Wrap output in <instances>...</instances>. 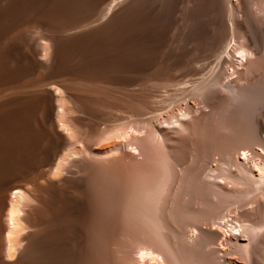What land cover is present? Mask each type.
Instances as JSON below:
<instances>
[{
    "label": "bare ground",
    "instance_id": "6f19581e",
    "mask_svg": "<svg viewBox=\"0 0 264 264\" xmlns=\"http://www.w3.org/2000/svg\"><path fill=\"white\" fill-rule=\"evenodd\" d=\"M248 4L238 27L230 0H0V264H179L190 253L171 241L175 224L193 229L214 204L216 226L223 196L224 211L264 197V154L253 151L264 150V87L252 81L258 70L244 80L233 60L239 28L263 50ZM232 113L255 129L227 146L235 125H218L225 134L213 142L195 136L204 119ZM250 151L259 178L237 159ZM190 179L203 199L221 197L207 215L171 209ZM225 182L249 191L232 203ZM252 220L230 246L264 264V220Z\"/></svg>",
    "mask_w": 264,
    "mask_h": 264
},
{
    "label": "rangeland",
    "instance_id": "374dc122",
    "mask_svg": "<svg viewBox=\"0 0 264 264\" xmlns=\"http://www.w3.org/2000/svg\"><path fill=\"white\" fill-rule=\"evenodd\" d=\"M248 2H249V4H248ZM253 4H252V3ZM230 3L233 5V7H234V9H235V12L237 13L236 14V16H235V19L238 21V27H241L242 25H240L241 24V20H243V17H242V12H243V9H244V4L246 3V4H248V7H249V9H251V11H252V13H253V20H252V22H253V30H257V31H254L257 35H258V38H259V40L261 41V43H264V21H263V18H264V0H230ZM242 3V4H241ZM256 4V5H255ZM257 4H258V7H257ZM258 9V10H257ZM262 11H261V10ZM260 11V12H259ZM239 13V14H238ZM257 28V29H256ZM241 28H239L238 30H237V34H236V40L240 43V47H241V50H239V52H238V54H234V58H233V60H234V63L236 64V68H235V70L237 69L238 71H240L241 72V74L243 73L244 74V76H243V74H242V77H243V79L245 80V78L248 76V71H246L247 69L249 70V72L251 71V69H252V71H256V70H258V73H257V75L258 76H261V77H256L255 79H259V80H261L260 82H259V80L258 81H256L255 79L254 80H252L253 81V83H254V81H255V84H257V86H262V87H264V44H262L263 45V50H262V54L260 53V54H257V52H256V48H254V47H252V46H250L249 45V42H248V39H247V34L245 33V31L244 30H242ZM239 31H241V33L239 32ZM244 32V33H243ZM239 34H241V35H239ZM242 48H243V50H242ZM243 51V52H242ZM241 52V53H240ZM236 57V58H235ZM244 57H247L250 61V63H248V65H246V67L244 66V64H246V61L244 60ZM212 60L214 61V59H211L210 61L212 62ZM213 65V64H212ZM233 73V71L231 70L230 72H229V74H232ZM246 73V74H245ZM234 78H235V76H232L231 78H230V80L232 79V80H234ZM243 83H245V82H243ZM242 83V84H243ZM254 84V85H255ZM260 84V85H259ZM262 87H260V88H262ZM259 88V87H258ZM259 88V89H260ZM264 88H262L261 89V91H260V93L259 92H257L258 94H256V95H258L259 96V94L261 95L262 94V100L260 99V101H261V103H260V101H259V99L257 98L256 99V95L254 94V96H253V101H255L254 102V104L255 103H258V101H259V105H257V104H255V106H256V110H257V113H259V112H263L264 111V109H262V108H264L263 107V105H264V99H263V97H264V90H263ZM256 96V97H255ZM260 97V96H259ZM262 104V105H261ZM261 105V107H259ZM258 107V108H257ZM259 111V112H258ZM256 112H255V114H257ZM261 113H259L260 115H261ZM259 114H257V116H256V120L258 119V121H263L262 119H264V114L262 113V115L260 116ZM215 115V116H214ZM214 115H212V116H209L208 118H206V119H204L202 122H201V125L202 124H204V125H202V126H200L199 125V127L201 128H197L196 129V131L198 130V131H200V133H198V131H197V135L195 134V136L196 137H202V135L204 136L205 134V136L206 137H208L207 139H208V142L210 141H212L213 142V139L214 138H218V137H220L221 135H222V133H224L225 134V132L222 130V129H218L219 128V126H220V128L221 127H223L225 124H227V126L229 127V129L231 128V127H233V125H235L236 127V130H235V128H234V131H235V133L236 134H234L233 132L234 131H229V133H226L225 135H224V137H222V138H225L224 140H227L226 139V137L228 138V141L227 142H225V145L227 146V145H231V144H233V138L232 137H234L235 138V136L236 135H238V133H240L241 131H242V129H244L245 130V132L244 131H242L240 134H239V136H241V135H243L244 133L246 134V133H249V132H251V129L252 130H254L255 129V125H252V124H255V121L253 122V120H251L253 123H249V122H251L250 120H248L249 118H247L246 116H244V114H242V113H232V114H228V116H230V118L227 116H223V115H221L220 117H217V115L216 114H214ZM232 115H234V116H232ZM242 115V116H241ZM216 117V118H215ZM222 117H226V118H222ZM240 117V118H239ZM260 117H263V118H260ZM222 118V120L221 121H219L220 119ZM243 120H242V119ZM218 120L217 122H216V120ZM223 119H225V120H223ZM247 119V120H246ZM260 119V120H259ZM222 121H224V122H222ZM207 123L206 125H205V123ZM218 122H220L221 124H218ZM243 122V123H242ZM215 123H217L216 125H215ZM223 124V126H221ZM219 125V126H218ZM227 126H226V128H227ZM250 126H252V127H250ZM217 127V128H216ZM248 127H250L249 129H248ZM216 129L218 130V131H216ZM238 129V130H237ZM194 130V129H193ZM202 130V131H201ZM203 130H204V132H203ZM207 130V133H205V131ZM233 130V129H232ZM240 130V132H236V131H239ZM250 130V131H249ZM217 135V136H216ZM230 135V136H229ZM235 135V136H234ZM204 136V137H205ZM239 136H236V137H239ZM211 137V138H210ZM261 137L263 138V140H264V133H262L261 134ZM232 138V139H231ZM199 140V139H198ZM197 140V141H198ZM231 142H230V141ZM200 142H201V140H200ZM254 152L256 151L257 153H256V155L257 154H260V155H262V154H264V150L261 148V147H255L254 148V150H253ZM259 152V153H258ZM244 154V152H242L241 154H239V155H237V159L240 161V162H242V163H244L245 165H246V167L248 168V169H250V170H252V172L253 173H255L254 175L255 176H257L258 178L259 177H261L262 176V174H260V171H259V167L257 168V166H255L254 167V165L255 164H260L261 165V163H262V160L260 159V158H256V160L257 161H259V163L258 162H256V160H254V161H252L251 159H253V157H254V155L253 154H255V153H253V152H247L246 153V155H243ZM262 156H264V155H262ZM218 159V158H217ZM216 160V159H215ZM214 160H212V162L209 164L208 163V166L209 167H213V168H218L219 167V163H214L213 162ZM261 161V162H260ZM201 166V165H200ZM259 166V165H258ZM197 168V167H196ZM236 176H237V174H235ZM261 175V176H260ZM191 181L193 180V182H192V190L191 189H189L188 188V191H187V193L185 194V191H186V188H181L182 190V192L180 193V196L178 197V200H176V202H174L173 200L170 202V203H172V204H174V206L173 205H171V204H169L168 203V205H171L172 206V211H174V210H178V207H179V209L182 207V208H185V212H187V213H192V210H193V213L194 212H200V211H198V210H201V211H203L202 209H206L205 207L206 206H210L209 205V203L211 204V201L212 200H215V198H216V201L217 200H219V199H217V197H219L218 195H217V197H215V198H213V199H211V201L209 200L210 198H208V197H210V196H204L205 198H207V200L204 198L203 199V196H202V190H204L203 188V186H200V182L199 181H197V180H195V179H190ZM189 180V181H190ZM190 181V182H191ZM190 182H189V184H190ZM233 183V185H231ZM235 182H231L230 183V186L228 187V185H229V182L227 183V182H225V184H222L224 187V189L222 188V191L224 190L226 193H228V192H233V195H235L236 193V195H237V197H236V195L235 196H233V197H235L232 201L230 200V199H228L229 201H231L232 203H235V199H239V194L238 193H240V194H246V192H248V191H246L248 188H249V186L247 187V186H244V187H246V189L242 186V185H235V184H237V183H235ZM202 185V184H201ZM235 185V186H234ZM182 186H184V184H182ZM242 186V187H241ZM233 187V188H232ZM185 189V190H184ZM240 191V192H238V191ZM177 191H178V189H177ZM237 191V192H236ZM244 191H246V192H244ZM178 192H180V191H178ZM178 192H177V194H178ZM192 192V193H191ZM230 193V194H231ZM222 194V193H221ZM259 194V195H258ZM225 195V194H224ZM254 195V194H253ZM252 195V196H253ZM256 196L258 195L259 196V198H260V200L258 199V196L256 197V199L258 200L257 202H254L255 200H253L254 199V196L252 197H250V199H252L251 201L249 200V202H248V200H247V207H244L245 206V204H246V201L245 202H240V204L238 203H236L235 205H231V203H230V206L229 207H232L230 210H228V208H227V210L225 209V211H224V207L226 206H228L229 204L227 203L228 201H227V198H230L229 197V195H225V196H227V198L225 199L226 201H224L225 203H227L225 206H224V202H222L224 199H223V197L218 201V203L220 202V206L222 205V207H220V208H222V210L224 211V213H223V211L219 208V206H218V204H216V206H217V212L216 213H222V214H224L225 215V219L226 220H224V221H216L215 223H216V226H213L211 223V216L214 214V212H212L213 211V209H214V204H211L212 206V208L210 207V208H208V210L210 211V213H211V215H209V218H208V216H206V219H201L203 216V214H206V212H202V217H200V215H198L197 216V218L198 217H200V219H201V221L200 222H198V226H197V222H196V220H195V227H198V228H195V227H193V229L191 228V230H190V228H188L187 230L185 229V227H184V225H182L181 226V224L179 223H177L178 225H180V228H179V226H178V228L176 227L177 226V224H175V227H174V229L176 230L177 229V234L175 233V230H173V232L172 233H170V239H171V241H177L176 239L178 238V241L177 242H174V243H176L175 245H178V247L177 246H175V247H177V252H181L183 249H181L182 247H181V245H183L184 247V250L187 252H185L186 254H191V256H192V258H191V256H190V254L189 255H186V258H188V259H186L184 256L185 255H181V258H185V262L186 263H189V264H194L195 263V260H200V261H198V264H213V263H215V264H231V262H232V264H246V262L244 261V259H245V257L241 260V257H239L240 255H241V253H239L238 251H234L235 249H234V247L232 246H230L231 244H230V241H229V238H230V240H232V236H233V234L234 235H238L239 234V231H238V229H239V227H243V225H244V222L247 224V225H244L245 227H247V226H250L251 224L248 222V220H252V218L250 219V215H251V217H252V215L255 213V215L256 216H254L253 217V219L254 218H258L260 215H262V213H264V197H263V195H261L260 193H256L255 194ZM261 195V196H260ZM221 196V195H220ZM231 196V195H230ZM262 197H263V199H262ZM189 199V200H188ZM191 199V200H190ZM223 199V200H222ZM204 200L205 201H207V202H205L204 203ZM191 201V202H190ZM210 201V202H209ZM215 201V202H216ZM260 201H262L261 202V204H260ZM178 202V203H177ZM187 202V203H186ZM200 202V203H199ZM203 202V204L202 205H199V204H201ZM209 202V203H208ZM215 202H212V203H215ZM256 203V204H254V203ZM206 203L208 204V205H206ZM221 203H223V204H221ZM242 203H244L243 205H242ZM250 203V204H249ZM251 203H253V204H251ZM176 204H178V206L176 205ZM185 204V205H184ZM205 204V205H204ZM262 206V204H263V206H262V210H261V212H260V209H261V206ZM188 207H187V206ZM191 208H190V207ZM193 206V207H192ZM203 206V208H200V207H202ZM216 206H215V208H216ZM235 206V207H234ZM175 207V208H174ZM187 207V208H186ZM225 207V208H226ZM243 207V208H242ZM257 207H259V209L257 208ZM167 208H169L168 206H167ZM174 208V209H173ZM181 208V209H182ZM200 208V209H199ZM188 209V210H187ZM191 209V210H190ZM195 209V210H194ZM212 211H211V210ZM208 210H206V211H208ZM255 210L257 211V212H255ZM259 210V211H258ZM190 211V212H189ZM209 211H208V214H209ZM219 211V212H218ZM180 213H182V211L180 210L179 211ZM195 213L194 215H196V214H198V213ZM258 212H259V214L260 215H258ZM187 213H186V215H187ZM192 213V214H193ZM213 213V214H212ZM226 213V214H225ZM250 214V215H249ZM178 215H181V216H178V217H184V215H185V213L183 214H178ZM185 215V216H186ZM193 215V220H194V216ZM207 215V214H206ZM223 215V216H224ZM229 215V216H228ZM264 215V214H263ZM227 216H228V218H227ZM191 216H189L188 217V215H187V218H186V220H185V222L187 221V223H190L191 224V222H192V224H193V222L194 221H192V219L190 218ZM179 218V219H180ZM196 218V217H195ZM254 219V220H252V222L251 223H254L255 224V221L257 222V220H258V222H259V220L261 219V221L262 220H264V218H263V216L262 217H260V218H258V219ZM263 218V219H262ZM190 219H191V222H190ZM181 220H184V218H182V219H180L179 221L181 222ZM203 220V221H202ZM205 220V221H204ZM208 221V223H207V221ZM210 220V221H209ZM260 221V222H261ZM210 222V223H209ZM248 222V223H247ZM186 223V224H187ZM201 223H203V224H201ZM220 223V224H219ZM238 223V224H237ZM182 224H184V223H182ZM241 224H242V226H241ZM250 224V225H249ZM218 226H220L221 228H222V230H220L219 228H218ZM237 228L235 231H233L232 230V228ZM187 228V227H186ZM182 229H184V230H182ZM198 230V232H195V230ZM200 229V230H199ZM203 230V231H202ZM186 231H189V232H186ZM191 231H193L192 233H191ZM201 231H202V233H201ZM215 232V233H219L220 234V238H219V240L217 239V240H214V241H212V242H210L211 244H209V246H204L203 244V242L204 241H207V238H206V235H207V233L208 232ZM224 231V232H223ZM228 231L230 232L229 234H227L228 233ZM217 233V234H218ZM224 233V234H223ZM189 234V235H188ZM204 234V235H203ZM219 234H218V236H219ZM227 234V235H226ZM173 235V236H172ZM176 235H177V238H176ZM187 235V236H186ZM182 236H184V237H182ZM229 236V237H228ZM186 237V238H185ZM228 237V238H227ZM179 238H180V240H179ZM184 238V239H183ZM183 239V241H181ZM227 239V240H226ZM185 240V241H184ZM186 241H188L189 242V244L187 245V243L188 242H186ZM181 242H182V244H181ZM202 243V244H201ZM191 245V247H189ZM203 247H202V246ZM191 250H189V249ZM179 249V250H178ZM181 249V250H180ZM187 249V250H186ZM233 249V250H232ZM234 251V252H233ZM238 254H236V253ZM179 253H177L178 254V256L180 257V255H179ZM182 253V252H181ZM180 253V254H181ZM183 254V253H182ZM165 258L167 257V256H164ZM243 257V256H242ZM181 258H179V264L181 263V264H185V262L183 263L182 262V259ZM205 258V259H204ZM180 259H181V261H180ZM213 259V260H212ZM216 259V260H215ZM187 260L189 261V262H187ZM205 260V261H204ZM166 261H167V258H166ZM215 261V262H214ZM217 261H218V263H217ZM171 262V260L170 261H168V263H166V264H172V263H170ZM211 262V263H210ZM244 262V263H243ZM197 264V263H196Z\"/></svg>",
    "mask_w": 264,
    "mask_h": 264
}]
</instances>
